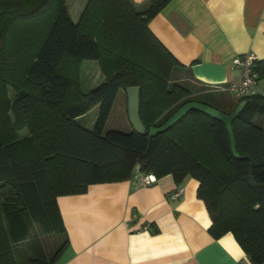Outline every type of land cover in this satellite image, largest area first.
I'll list each match as a JSON object with an SVG mask.
<instances>
[{
  "label": "trees",
  "instance_id": "16d2710c",
  "mask_svg": "<svg viewBox=\"0 0 264 264\" xmlns=\"http://www.w3.org/2000/svg\"><path fill=\"white\" fill-rule=\"evenodd\" d=\"M69 1L0 0V264H22L14 245L27 237L21 224L30 209L42 207L34 217L44 233H64L57 196L128 180L135 169L156 179L170 175L177 185L196 180L209 234H232L252 264H264V129L255 122L264 115V97L237 100L228 90L194 97L176 77L182 66L148 29L171 0H87L77 22ZM86 61L97 63L103 82L83 92ZM252 70L264 90V60ZM128 87L139 88L143 134L105 127L118 93ZM189 102L227 115L245 103L231 123L237 157L224 125L197 111L150 136ZM95 106L92 129L77 124ZM66 243L49 260L38 256L24 264H53Z\"/></svg>",
  "mask_w": 264,
  "mask_h": 264
},
{
  "label": "crops",
  "instance_id": "0c3cea01",
  "mask_svg": "<svg viewBox=\"0 0 264 264\" xmlns=\"http://www.w3.org/2000/svg\"><path fill=\"white\" fill-rule=\"evenodd\" d=\"M130 1L141 5L147 0ZM86 3L68 2L73 22ZM148 29L182 66L180 72L203 89L222 93L239 84L241 68L231 66L236 57L253 54L264 60V0H171L148 22ZM83 63L87 64L84 73L81 70V87L103 82L96 62ZM258 88L264 92L261 81ZM120 94L112 110L118 107L128 122L126 95L117 102ZM98 110L95 106L78 117L77 124L92 129ZM255 122L264 129V115ZM19 136L26 137V130ZM143 175L135 169L128 180L90 184L84 193L57 196L64 230L57 234L67 243L53 264H252L232 234L218 239L209 234L211 220L197 197L196 180L186 177L177 185L167 175L143 186ZM177 189L182 193L175 199ZM41 211L42 207L30 209L21 224L27 237L14 248L22 264L38 256L49 260L55 252L44 255L43 237L46 234L52 242L55 233H44L35 222Z\"/></svg>",
  "mask_w": 264,
  "mask_h": 264
},
{
  "label": "water",
  "instance_id": "95a60500",
  "mask_svg": "<svg viewBox=\"0 0 264 264\" xmlns=\"http://www.w3.org/2000/svg\"><path fill=\"white\" fill-rule=\"evenodd\" d=\"M126 100H127V118L132 130L138 134H143L145 128L139 118V88L138 87H128L125 90ZM244 102L238 104L236 108L230 114H223L217 109L196 102H189L178 108L161 126L158 128H152L149 132L150 136H155L166 132L168 129L173 127L178 123L183 117H185L191 111H197L208 117L222 123L228 133L229 143L231 152L234 157H237L235 151L234 138L231 130V123L237 117L243 106Z\"/></svg>",
  "mask_w": 264,
  "mask_h": 264
},
{
  "label": "rangeland",
  "instance_id": "374dc122",
  "mask_svg": "<svg viewBox=\"0 0 264 264\" xmlns=\"http://www.w3.org/2000/svg\"><path fill=\"white\" fill-rule=\"evenodd\" d=\"M88 62H90V61H88ZM86 64L87 63H82L81 70L83 71V73L85 71ZM176 74H177L176 77H179V79L182 80V82H183V80H185V83L187 84L186 86L192 91V93H193V95H195L194 97L196 99H198V100H201V99L204 100L205 99V98H203V95H202V97L199 96V93H202V92H203V94H206L207 92H211V97H219V95H220L219 91H213V90H208L207 88H204V89L201 88L200 85H197L196 83L190 81L187 78L186 73L179 72V73H176ZM101 82H102V79H100L99 81L92 82V84H90L89 86H87L86 83H83L82 90L83 91H88L89 89L98 86ZM7 94H8L9 99L11 97H13V95H14L13 91L10 88H8ZM123 95L125 96V93H123V91H121V94L119 95V97L117 99L118 100L117 102L120 101L119 100L120 98H124ZM165 116H167V113H166ZM105 127H106L107 131L115 130V131H120V132H124V133L131 131V127L128 124V122L126 121L125 114L124 113L123 114L122 113L121 114L118 113V107H116V109H113L111 111V114H110V116L108 118V121H107V124H106ZM45 235H44L43 238H46V240L44 242H42V244H43L42 246L44 248L43 249L44 255H47V253L48 254L49 253L52 254L60 246V244H61V242L63 240L62 239V235L57 234V233L51 234V238H53L52 242L49 241L48 236L45 237ZM40 236H41V234H40Z\"/></svg>",
  "mask_w": 264,
  "mask_h": 264
},
{
  "label": "built area",
  "instance_id": "2783aa9c",
  "mask_svg": "<svg viewBox=\"0 0 264 264\" xmlns=\"http://www.w3.org/2000/svg\"><path fill=\"white\" fill-rule=\"evenodd\" d=\"M257 59L253 54H246L242 57H236L232 60V67L241 68L242 79L239 84L231 85L227 90L233 94V96L239 100L248 98L255 95H261L264 97V92L258 88V78L253 72L252 67ZM156 182V177L153 174H146L140 177L139 183L143 186H148ZM182 193V189H177L173 194V198H178ZM135 217L133 218V220ZM149 228L148 225L145 227Z\"/></svg>",
  "mask_w": 264,
  "mask_h": 264
}]
</instances>
